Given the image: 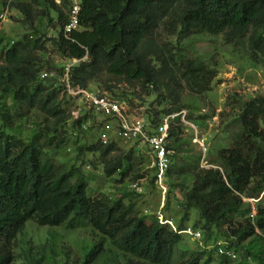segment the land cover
I'll return each instance as SVG.
<instances>
[{"label": "trees", "instance_id": "16d2710c", "mask_svg": "<svg viewBox=\"0 0 264 264\" xmlns=\"http://www.w3.org/2000/svg\"><path fill=\"white\" fill-rule=\"evenodd\" d=\"M43 1L58 13L59 51L80 62L69 69L73 88L86 90L89 82L101 74L129 84L139 82L162 88L172 105L166 111L168 114L181 111L183 89L195 94L210 91L215 70L181 58L167 42L157 38L156 31L165 19L169 20L164 29L174 34L179 27L181 39L224 34L226 42L232 45L247 39L252 59L264 63V0H82L80 30L70 32H65L69 19L63 8L55 0ZM66 2L69 1H62L64 5ZM7 3L8 0H0L4 6ZM37 3L38 0H31L12 4L32 28ZM41 16L46 14L42 12ZM44 50L45 44L40 39L32 42L28 36L8 47L4 64L0 65V92L12 90L16 116L24 117L32 109H38L60 123L65 114L56 90L36 84L42 62L38 52ZM152 58L160 64L159 68H155ZM2 117L5 126L11 128V117L5 114ZM238 123L240 132L228 148L218 152L216 167L203 168L195 174L184 206L187 211H199L207 234L213 229H225L222 234L229 249L237 252L248 240L260 244L257 253L249 250L246 256L256 264H264V204L256 207L252 218L233 221L248 205L245 200H264V128H261L264 96L244 104ZM174 136L178 133L171 129L169 138ZM40 137L26 143L0 130V264L11 263V245L30 220L49 227L91 226L117 250L142 261L125 264H200L208 252H194L185 261H175L188 213L175 231L159 224L155 216H139L136 205L125 203L122 198L112 200L106 195L90 198L82 170H67L55 158L65 139L46 138L42 144ZM169 148L176 150L172 145ZM89 151L100 153L107 176L122 170L123 160L110 156L115 151L114 145L98 142ZM177 171L183 174V170ZM103 246L104 240L83 264L96 263ZM215 253L210 250V257L203 264H211ZM219 258V264L232 261Z\"/></svg>", "mask_w": 264, "mask_h": 264}, {"label": "rangeland", "instance_id": "374dc122", "mask_svg": "<svg viewBox=\"0 0 264 264\" xmlns=\"http://www.w3.org/2000/svg\"><path fill=\"white\" fill-rule=\"evenodd\" d=\"M31 0H8L6 6L0 4V65L4 64V54L15 42L29 37L32 42L40 39L45 50L38 52L41 58L40 73L36 84L48 90H56L57 101L65 117L58 123L57 118L48 117L38 109H32L24 117L13 111L12 90L0 92V130L13 134L26 143L41 135L39 141L61 136L65 139L56 153L58 163L67 170L80 168L86 181V192L92 199L106 195L115 200L122 198L125 203H134L139 216L157 217L159 224L178 230L185 215L188 220L184 229L190 228L202 234L201 241L193 240L181 231V242L175 251V261L187 260L194 252L206 253L200 264L209 259V251L216 242H226L222 233L225 229H213L207 234L198 210L185 209V195L195 181V174L203 168L216 167L218 152L228 148L239 134V116L246 102L264 96V63L252 59L248 51L247 39L237 45L228 44L224 34L216 36L202 34L186 39L179 37V27L174 34L166 31L165 19L156 31L157 38L167 42L178 56L204 63L215 70L216 77L211 90L195 94L188 89L180 92V112L168 114L172 105L167 93L162 89L139 82L129 84L120 78L101 74L89 82L86 93L67 92L65 88L68 69L80 62L62 55L58 49L60 28L58 13L43 0L34 6L36 13L34 28L25 22V16L12 4L30 3ZM56 5L63 8L68 16L69 2ZM42 12L46 16H41ZM80 30V28H79ZM87 57L83 60L86 61ZM153 65L159 68L155 61ZM106 97L120 104L130 121L144 118L152 133L169 117V131L178 133L169 139L175 147L173 167L168 175L166 190L154 183L151 157L147 146L120 135L118 121L100 112L94 99ZM9 115L12 127L4 124L2 115ZM80 123H77L80 121ZM263 129L264 126L261 125ZM101 142L104 146L114 145L111 157L123 160V168L111 176L104 170L103 158L99 152L89 151V147ZM46 148V147H45ZM47 149V148H46ZM51 153V152H50ZM183 170L179 175L177 170ZM125 173V175H123ZM248 205L236 215L234 222L252 218L256 207L264 200H245ZM250 209V210H249ZM197 228V229H196ZM104 240L103 252L94 264H121L141 262L131 255H125L114 247L91 226L78 228L40 226L30 220L23 231L17 234L10 253V264H83L95 246ZM253 240L245 242L236 252L237 259L229 264H256L246 254L250 250L257 253L261 246ZM210 248V249H209ZM234 250V249H233ZM235 251V250H234ZM211 264H219V256L212 255Z\"/></svg>", "mask_w": 264, "mask_h": 264}, {"label": "built area", "instance_id": "2783aa9c", "mask_svg": "<svg viewBox=\"0 0 264 264\" xmlns=\"http://www.w3.org/2000/svg\"><path fill=\"white\" fill-rule=\"evenodd\" d=\"M63 0H55L59 4ZM70 6L69 23L65 27V32L78 30V17L81 11L82 0H68ZM65 88L67 92H76L79 95L86 93L85 90L73 88L69 80V69L67 73ZM94 105L100 112L106 113L109 117H113L118 121L119 133L122 137L131 139L139 144L140 147L147 146L151 157V169L154 172V183L158 188L166 190L164 184L167 183L168 173L173 165L175 152L169 148V124L168 118L154 132H150L148 124L144 118H137L130 121L126 111L122 109L119 103L110 101L106 97H100L93 100ZM209 169V168H206ZM255 215V212H254ZM176 231V230H175ZM184 233L189 235L195 241H201L202 234L197 230L186 228ZM210 249V248H209ZM216 254L225 257L228 260L237 259V254L234 250L227 247L226 242H216L213 247Z\"/></svg>", "mask_w": 264, "mask_h": 264}]
</instances>
